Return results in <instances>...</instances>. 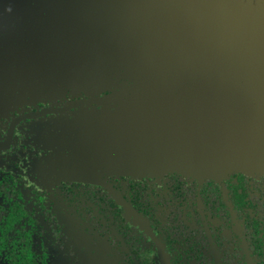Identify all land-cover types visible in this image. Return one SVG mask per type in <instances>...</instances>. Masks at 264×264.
Returning a JSON list of instances; mask_svg holds the SVG:
<instances>
[{
  "label": "flooded vegetation",
  "instance_id": "flooded-vegetation-1",
  "mask_svg": "<svg viewBox=\"0 0 264 264\" xmlns=\"http://www.w3.org/2000/svg\"><path fill=\"white\" fill-rule=\"evenodd\" d=\"M85 1L0 0V264H264V71L242 167L116 173L112 123L156 73L84 54Z\"/></svg>",
  "mask_w": 264,
  "mask_h": 264
},
{
  "label": "water",
  "instance_id": "water-1",
  "mask_svg": "<svg viewBox=\"0 0 264 264\" xmlns=\"http://www.w3.org/2000/svg\"><path fill=\"white\" fill-rule=\"evenodd\" d=\"M84 4L75 41L87 57L127 58L156 73L127 90L140 93L112 123L128 139L110 158L113 170L213 178L242 167L254 128L235 110L256 84L248 77L264 71V0Z\"/></svg>",
  "mask_w": 264,
  "mask_h": 264
},
{
  "label": "trees",
  "instance_id": "trees-1",
  "mask_svg": "<svg viewBox=\"0 0 264 264\" xmlns=\"http://www.w3.org/2000/svg\"><path fill=\"white\" fill-rule=\"evenodd\" d=\"M237 195V199H236V201L235 202H237V205H243V204H245L246 203V199H241V193H239V194H236ZM238 213L239 214H241L242 212L241 211H239L238 210ZM29 264H40L39 262H36V259H33V258H31L30 259V263Z\"/></svg>",
  "mask_w": 264,
  "mask_h": 264
}]
</instances>
